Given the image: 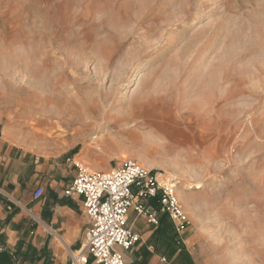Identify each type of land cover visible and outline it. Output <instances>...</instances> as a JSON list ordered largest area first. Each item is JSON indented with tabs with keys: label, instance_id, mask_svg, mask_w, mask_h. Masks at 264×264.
Instances as JSON below:
<instances>
[{
	"label": "rangeland",
	"instance_id": "374dc122",
	"mask_svg": "<svg viewBox=\"0 0 264 264\" xmlns=\"http://www.w3.org/2000/svg\"><path fill=\"white\" fill-rule=\"evenodd\" d=\"M6 123L48 158L178 181L189 264H264V0H0ZM8 255L49 259L25 233Z\"/></svg>",
	"mask_w": 264,
	"mask_h": 264
},
{
	"label": "crops",
	"instance_id": "0c3cea01",
	"mask_svg": "<svg viewBox=\"0 0 264 264\" xmlns=\"http://www.w3.org/2000/svg\"><path fill=\"white\" fill-rule=\"evenodd\" d=\"M66 159L48 158L23 148L14 140L8 123L0 126V235L5 250L25 233L37 249L46 245L48 264H69V253L80 247L90 220L81 197L65 195L75 177V169ZM111 167L93 165V170ZM38 186L44 193L33 199ZM128 224L140 239L123 252L125 264H189L175 244L172 227L168 242L158 237L157 226L132 212Z\"/></svg>",
	"mask_w": 264,
	"mask_h": 264
},
{
	"label": "built area",
	"instance_id": "2783aa9c",
	"mask_svg": "<svg viewBox=\"0 0 264 264\" xmlns=\"http://www.w3.org/2000/svg\"><path fill=\"white\" fill-rule=\"evenodd\" d=\"M66 162L75 169V177L65 195L81 197L90 220L80 247L69 253V264H125L123 252L140 239L128 224L131 212L152 226H158L160 215H165L177 235L175 244L183 245L181 236L190 220L179 201L178 181L160 180L156 171L132 160L106 171L90 170L73 159ZM43 193L38 186L32 197L39 199Z\"/></svg>",
	"mask_w": 264,
	"mask_h": 264
},
{
	"label": "trees",
	"instance_id": "16d2710c",
	"mask_svg": "<svg viewBox=\"0 0 264 264\" xmlns=\"http://www.w3.org/2000/svg\"><path fill=\"white\" fill-rule=\"evenodd\" d=\"M164 226L168 227V229L172 232V229H171L172 226L169 220L167 219V217L165 215H160L159 223L157 226L158 235L163 234ZM172 233H173V239L176 241L177 235L174 233V231ZM177 247L178 249H180L182 246H177ZM0 264H14L11 258L9 257L7 250L0 251Z\"/></svg>",
	"mask_w": 264,
	"mask_h": 264
},
{
	"label": "bare ground",
	"instance_id": "6f19581e",
	"mask_svg": "<svg viewBox=\"0 0 264 264\" xmlns=\"http://www.w3.org/2000/svg\"><path fill=\"white\" fill-rule=\"evenodd\" d=\"M201 15L204 16V13L202 12ZM201 18H202V17H201ZM201 18H200V19H201ZM192 23L194 24V23H195V20H193ZM120 43H121V42H120ZM135 55H136V52H135L134 56H135ZM130 57H131V56H130ZM131 58H132V59H131ZM131 58H130V59L133 60V57H131ZM134 58H135V57H134ZM129 61H130V60H129ZM127 66H128V65H127ZM8 137H9V136H8ZM143 166H147V165H144V164H143ZM148 168L151 169V167H148ZM88 169H89V168H88ZM92 169H94L93 166L91 167L90 170H92ZM158 175H159L160 177H163V174H158ZM158 178H159V177H158ZM159 179H160V178H159ZM187 181H189V180H187ZM199 187H200V184H199L198 182H193V181H192V182H189V185H188V188H187V189H193V188H199ZM178 192H179V190H178Z\"/></svg>",
	"mask_w": 264,
	"mask_h": 264
}]
</instances>
